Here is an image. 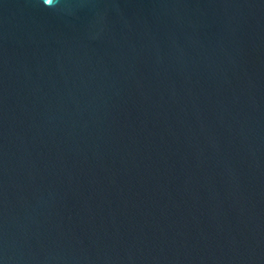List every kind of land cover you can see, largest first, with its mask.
Returning <instances> with one entry per match:
<instances>
[{"label":"water","instance_id":"obj_1","mask_svg":"<svg viewBox=\"0 0 264 264\" xmlns=\"http://www.w3.org/2000/svg\"><path fill=\"white\" fill-rule=\"evenodd\" d=\"M0 264H264V0H0Z\"/></svg>","mask_w":264,"mask_h":264}]
</instances>
